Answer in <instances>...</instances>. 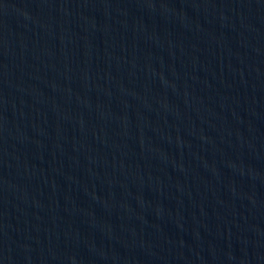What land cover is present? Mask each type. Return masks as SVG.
Returning a JSON list of instances; mask_svg holds the SVG:
<instances>
[{
	"label": "water",
	"instance_id": "1",
	"mask_svg": "<svg viewBox=\"0 0 264 264\" xmlns=\"http://www.w3.org/2000/svg\"><path fill=\"white\" fill-rule=\"evenodd\" d=\"M0 264H264V0H0Z\"/></svg>",
	"mask_w": 264,
	"mask_h": 264
}]
</instances>
